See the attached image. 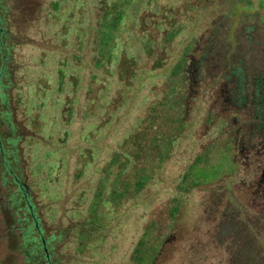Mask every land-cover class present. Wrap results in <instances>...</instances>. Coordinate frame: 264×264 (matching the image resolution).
<instances>
[{
	"label": "rangeland",
	"instance_id": "1",
	"mask_svg": "<svg viewBox=\"0 0 264 264\" xmlns=\"http://www.w3.org/2000/svg\"><path fill=\"white\" fill-rule=\"evenodd\" d=\"M3 2L0 143L15 148L43 238L55 237L50 264H244L220 241L224 197L204 207L213 176L177 189L205 147L201 66L214 43L219 63L241 57L246 39L264 45V0ZM238 194L243 207L262 204ZM5 201L0 264H20Z\"/></svg>",
	"mask_w": 264,
	"mask_h": 264
},
{
	"label": "trees",
	"instance_id": "2",
	"mask_svg": "<svg viewBox=\"0 0 264 264\" xmlns=\"http://www.w3.org/2000/svg\"><path fill=\"white\" fill-rule=\"evenodd\" d=\"M5 15L4 2L0 0V26L5 25ZM4 37V29L0 27V89L3 90L5 86L2 87L1 81L7 77L1 76L5 60L3 52L6 51ZM221 37L222 34L214 33L210 40H221ZM245 45L241 57L224 56L219 63V59L213 56L214 49L218 48L214 43L209 58L202 63V80L208 79V85L202 89L199 77L194 83L197 85L196 96L203 93L208 104L203 131L205 135L199 141L205 147L194 156L190 166V174L194 172L197 179L193 180L190 174L184 175L177 195L188 194L198 188L206 176L212 175L214 179L211 178L212 182L204 190L209 193L204 207L214 210L218 195L224 197L220 216H225L227 230L224 235L220 234L223 235L220 241H223L226 256L233 260L242 259L244 264H264V45L251 39H246ZM217 66V74L211 77L210 71ZM185 125L186 122L179 123V130L182 131ZM178 139L175 138L171 144ZM4 144L3 149L0 143V202L5 199L1 204H9V210H12L14 223L11 230L19 241L14 254L20 264H50L48 248L55 243V237L44 239L47 244L45 257L42 233L40 235L34 231L26 201L23 200L25 186L13 172L16 164L15 148H11L9 140ZM144 185L142 182L134 183L138 192ZM236 191L241 196L243 193L260 196V199L263 198L262 204L251 209L243 207L236 201ZM234 209L238 210V216L231 221L229 214ZM3 239L0 229V242Z\"/></svg>",
	"mask_w": 264,
	"mask_h": 264
},
{
	"label": "flooded vegetation",
	"instance_id": "3",
	"mask_svg": "<svg viewBox=\"0 0 264 264\" xmlns=\"http://www.w3.org/2000/svg\"><path fill=\"white\" fill-rule=\"evenodd\" d=\"M23 200H25L26 202H25V204H26V207H27V212H28V214H29V216H30V218L32 219V225H33V228H34V231H36L38 234H40L41 235V230H40V227H39V225H38V223H37V220L34 218V216H33V214H32V207L30 206V204H28V200H27V197H26V195H24L23 196ZM41 243L43 244V251H44V254H45V257H47V253H46V249H47V244H46V242H45V238H43L42 236H41ZM48 238V237H47ZM46 238V239H47ZM16 240L17 242H18V239L15 237V236H12V238H11V240ZM49 262V261H48Z\"/></svg>",
	"mask_w": 264,
	"mask_h": 264
}]
</instances>
